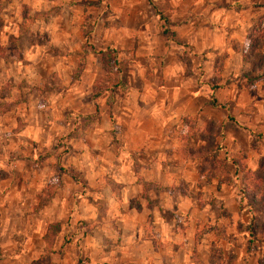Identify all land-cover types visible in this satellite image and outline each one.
I'll list each match as a JSON object with an SVG mask.
<instances>
[{"label":"crops","instance_id":"obj_1","mask_svg":"<svg viewBox=\"0 0 264 264\" xmlns=\"http://www.w3.org/2000/svg\"><path fill=\"white\" fill-rule=\"evenodd\" d=\"M41 1L0 0V43L5 34L32 38L17 57H0V78H12L18 85L10 89L24 98L47 93L50 99L44 109L13 107V120L11 111L0 112V264H31L44 252L45 230L53 224L61 227L52 248L65 237L67 255L80 259L73 264H212L219 228L237 236L236 226L246 224L232 186L238 176L231 185L198 176L195 160L179 152L188 129L184 120L219 125L224 146L243 142L245 170L257 169L264 152L248 145L255 134L264 138V98L254 102L249 95L264 96V79L248 84L251 67L242 57L253 26L264 22V0H158L162 7L151 13L150 25L131 20L146 18V12L115 10L117 26L110 31L117 37L107 48L117 51L121 71L97 100L83 102L101 61L94 69L86 59L73 77L72 14L66 12L64 20L59 12L39 25V9L46 6ZM23 3L26 13L20 15ZM125 13L128 19L121 21ZM20 19L30 24L19 34ZM39 33L49 34L47 45L35 41ZM200 62L207 68L204 84ZM220 65L222 72L213 75L212 67ZM18 78L24 79L21 85ZM43 78L46 91L37 87ZM211 81H218L215 90ZM63 98L64 104L68 98L83 103L78 136L66 137L64 146L56 143L71 130L60 110ZM231 107L252 126L234 123ZM62 149L67 152L60 155Z\"/></svg>","mask_w":264,"mask_h":264},{"label":"rangeland","instance_id":"obj_2","mask_svg":"<svg viewBox=\"0 0 264 264\" xmlns=\"http://www.w3.org/2000/svg\"><path fill=\"white\" fill-rule=\"evenodd\" d=\"M158 0H43L40 2V7L45 6L44 8L39 9V14L40 19L38 21L39 25H48L49 22L53 21V15H57V13L62 12L63 15L66 17L67 20V14L66 12H69L72 14V18H70V24L73 27H76L77 30L76 32L71 33V39L70 42L74 45V53H71V57L75 60H77L75 70L73 71V77H79V72L81 68L85 65V60L90 59L92 61L91 68L96 67L98 65L97 63L95 64L96 60H99L100 63V56L96 54V52L99 51H104L105 49H113V48H107L113 45L112 42L115 41V38L117 35L112 33L110 29L111 27H114L115 25L117 26V22L115 21L113 17V13L115 10L118 9H123L124 11L134 8L137 10H141L143 12H146V15L143 19V17H136L132 18L131 20H134L136 24L133 25H138L144 21L145 25H150L149 24V18H151V13L153 12H159L160 8L162 7L160 2H157ZM27 4L23 3L21 7H18L20 11V15H23L25 12ZM63 9V10H62ZM23 12V13H22ZM123 15V17H122ZM128 14L125 13L121 14V21H126L128 19ZM157 26H158V31L163 35V16L158 15L157 16ZM143 20V21H142ZM12 21V23H15L16 20H9L7 23ZM123 23V22H122ZM30 24V20L27 19V21L20 19V22L18 21V30L19 34L21 33L20 27L28 26ZM35 24V23H33ZM32 24V25H33ZM36 25V24H35ZM111 26V27H110ZM0 27H1V22H0ZM165 31V30H164ZM167 31V30H166ZM22 40V43H21ZM49 34L48 33H39L35 34V41H39L41 46L47 45L49 42ZM32 43V38L27 37L26 35H11V34H5L3 35V40L0 44V57L8 58V57H17L19 52L21 50H24V47L26 44ZM107 44L109 46H107ZM78 47V48H77ZM57 52H60L56 50ZM246 52V48L244 49ZM43 52L45 51V48L43 49ZM42 52V53H43ZM53 52V51H52ZM63 52V51H61ZM8 56V57H7ZM89 57V58H88ZM50 58V57H49ZM97 60V61H98ZM120 60V58H119ZM120 62V61H119ZM81 64V66H79ZM121 65V64H120ZM81 67V68H80ZM100 67V64H99ZM252 67V65H250ZM122 68V65H116L115 67L112 65V63L108 64L107 66V72L104 73L101 68L100 69V74L98 75L97 78L92 83V87L94 84L97 82H106L109 84V88H111L112 84L115 82V76L117 75V70L120 73V69ZM199 73L201 75V80L200 83L204 84L207 83L206 80V75H207V68L203 65L202 62H200L199 65ZM222 72V67L216 66L212 67L211 73L213 75L216 73L219 75V73ZM44 76V74H42ZM8 76L5 78H0V112L1 111H11L12 114L9 115V118L13 120V116H15V113L13 114V107H22V110L27 109V108H32L35 106V104H38L40 106V109H44L47 107V104L50 99L47 98V93L41 94L39 98H24L19 92L20 90H14L10 89V86H16L14 80L12 78L7 79ZM18 77V76H17ZM19 85H21L24 81L22 78H18ZM44 79V78H43ZM41 81V83L37 84L40 89L46 91L48 89L49 83L47 79H44V81ZM16 80V79H15ZM114 81V82H113ZM212 87L215 90V86H218V81H211ZM86 85L84 82L79 81L77 83V86L80 88H83L86 90ZM221 86V85H220ZM30 87V86H28ZM210 87V86H209ZM108 88V89H109ZM218 88V87H217ZM46 89V90H45ZM113 91V90H112ZM254 99V102L256 100H262L264 96L258 95V93L254 92L251 95H249ZM259 96V97H258ZM248 98V96H247ZM75 99V98H74ZM74 99H65V104H64V98L60 99V110L64 114V118L67 120V122L71 123V130L68 131V133L65 136H61L60 138H56V143L57 145H61L65 143L66 137H70L69 135L73 136L75 135L76 137L78 136L80 124L82 123L80 119V114L79 111L83 107V103H78L76 104L75 101L73 102ZM77 100V99H75ZM86 100H91L88 97L81 99V102L86 101ZM97 100V99H96ZM93 101V100H91ZM69 102V103H68ZM210 104V102H209ZM26 105V106H24ZM29 105V106H28ZM254 106V104H251ZM264 107V103H263ZM223 109V107H222ZM47 110V109H46ZM253 112L251 116L254 118L255 116V108H253ZM260 110V109H259ZM264 110V109H263ZM216 114L218 113H223L221 110H216ZM65 112V113H64ZM68 112V113H66ZM72 112L77 113V115H74V119H72V115H70ZM17 113V112H16ZM258 116L261 114L256 113ZM229 115H231V119L234 123H236L240 127H246L249 128L250 125L252 126V123L250 121L245 120L244 115L239 111L238 108L232 109V107L229 110ZM250 116V114H249ZM262 119L264 121V111L262 114ZM48 118V116H46ZM97 118V116H95ZM249 119V118H248ZM188 120V122H186ZM230 119L228 118L226 121H229ZM185 123L188 125V129L186 128L185 133L183 134L184 138V144H188L190 149H207V144L206 141L208 140L207 138L204 139L205 141L200 140L201 137L205 138L206 134L203 136L204 133V128H205V123L198 125L197 124V118H189L184 120ZM189 123H192L189 124ZM249 124V125H248ZM229 126V125H228ZM222 127V126H221ZM222 129L220 131V135L215 137L212 140V148L209 149V151H215L217 158L219 159H236L240 161L243 164V160L245 159V147L241 143L240 145L234 146V142L230 145H228L226 148L223 144V139H221ZM260 135L262 134H255V138H253L251 141H249V149L256 153L259 154V150H262L264 152V138H261ZM260 137V138H259ZM181 144L179 148V152L181 153V147L184 145ZM187 145V146H188ZM67 152V149H62L61 154H64ZM244 152V153H243ZM1 153V151H0ZM44 155L46 153H43ZM182 154V153H181ZM184 159H189L188 157H184ZM260 159H264L261 157H258L256 161L258 162ZM39 159H35V163H37ZM197 168L198 164L195 162ZM209 166V165H208ZM245 166V165H244ZM226 169L229 171L230 174L233 173V167L230 164H226ZM0 178H2L1 172H0ZM240 178L239 176L236 178V182L232 184V186H235L238 190ZM219 183L216 182V185L218 186ZM234 194H235V189L233 188ZM74 198V196L69 197V199ZM241 199V198H240ZM243 205L244 204V201ZM243 205H241V209L239 208L240 205L237 203V207L239 209V212L241 210L240 216L242 219L246 221L245 225H242L240 227L236 226V235L234 233H224L221 231L219 228V235L220 239L216 242L215 247L211 248V262L212 264H264V243L261 244L259 240L257 239L261 238V236H256V240H252L250 236L248 235V231L251 228L253 233H259L264 230V219L260 216H253L251 215L248 210L244 211ZM251 217H253V224L251 223ZM61 227V226H60ZM60 227L57 225H50L49 227L46 228L45 234L43 237L44 244H45V250L42 254H40V257L42 259L38 260L36 264H61L64 261H67L66 264H73V262L80 261L79 258L76 260L71 259L67 254L70 253L69 248L67 247V242L65 237L62 238V240L59 241L58 247H56L54 250L52 248V243L54 237L57 235V233L60 230ZM217 229V228H216ZM85 232V231H84ZM69 240V239H68ZM224 240V241H223ZM75 248V247H74ZM75 250V249H74ZM66 256V258H65ZM65 259V260H64Z\"/></svg>","mask_w":264,"mask_h":264},{"label":"trees","instance_id":"obj_3","mask_svg":"<svg viewBox=\"0 0 264 264\" xmlns=\"http://www.w3.org/2000/svg\"><path fill=\"white\" fill-rule=\"evenodd\" d=\"M248 50L243 54V61L252 65L251 69L248 71V84H253L257 79H264V52H262V46L264 43V22L253 26L251 33L247 36ZM100 56V61L102 65V70L106 73L108 64L112 63L115 67L118 65L117 51L114 49H105L104 51L96 52ZM117 70V74L118 69ZM249 75H253L250 77ZM109 88L108 83L97 82L92 87L89 94V99L95 100L102 92ZM96 109V108H95ZM219 125L207 121L205 123L203 136L206 134L205 138L200 140L206 141L207 149H190L187 144L181 147L182 157H188L194 159L198 164L197 172L198 176L206 183L211 180H216L217 182H222L226 185H231L234 181L235 176H239L240 182L238 186V193L242 201H244L248 212L253 216H260L264 219V159H260L257 162V169L254 172L245 170L243 164L236 159H219L217 158L215 151H209L212 148V140L220 135ZM230 164L233 167V175H230L229 171L226 169V164ZM209 165V166H208ZM253 217H251V223L253 224ZM248 235L252 240H256V236H261L257 239L261 244L264 243V230L262 229L259 233H253L250 228ZM42 259L40 255L31 262V264H36L38 260ZM49 264V263H47Z\"/></svg>","mask_w":264,"mask_h":264}]
</instances>
